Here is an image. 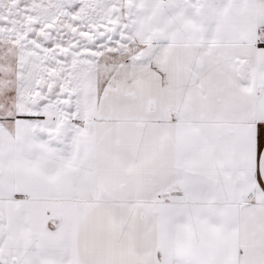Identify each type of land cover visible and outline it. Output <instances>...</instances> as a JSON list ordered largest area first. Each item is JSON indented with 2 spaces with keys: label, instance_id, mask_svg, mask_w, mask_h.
Returning <instances> with one entry per match:
<instances>
[{
  "label": "snow or ice",
  "instance_id": "obj_1",
  "mask_svg": "<svg viewBox=\"0 0 264 264\" xmlns=\"http://www.w3.org/2000/svg\"><path fill=\"white\" fill-rule=\"evenodd\" d=\"M0 264H264V0H0Z\"/></svg>",
  "mask_w": 264,
  "mask_h": 264
}]
</instances>
